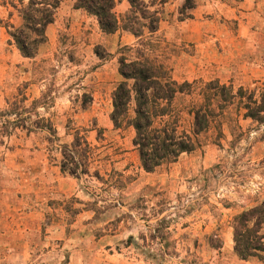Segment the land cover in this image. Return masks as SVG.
<instances>
[{
  "label": "rangeland",
  "instance_id": "374dc122",
  "mask_svg": "<svg viewBox=\"0 0 264 264\" xmlns=\"http://www.w3.org/2000/svg\"><path fill=\"white\" fill-rule=\"evenodd\" d=\"M146 1L159 23L141 39L145 55L177 84H192L173 101L182 129L207 82L264 93V0L243 7L242 0H191L186 10L184 0ZM118 3L119 19L125 11ZM80 13L55 15L45 42L25 59L4 27L20 19L0 5V264H65L76 241L87 249L116 234L103 249L131 252L138 264H264L239 260L231 241V218L264 202V124L231 106L198 135L192 152L145 173L132 131L109 121L117 59L136 40L121 30L103 35ZM18 92L25 109L41 99L30 113L51 123L55 147L69 145L74 130L85 137L87 176L59 171L46 131L13 128L4 113Z\"/></svg>",
  "mask_w": 264,
  "mask_h": 264
},
{
  "label": "trees",
  "instance_id": "16d2710c",
  "mask_svg": "<svg viewBox=\"0 0 264 264\" xmlns=\"http://www.w3.org/2000/svg\"><path fill=\"white\" fill-rule=\"evenodd\" d=\"M64 0H0V5L9 7L20 19L17 27L5 23L6 33L19 55L32 59L38 47L46 40L45 31L52 24L60 3ZM119 0H74L73 9L82 10L92 17L103 35L117 30L130 34L136 43L123 48L117 59L119 81L111 92L109 121L114 130L130 129L131 146L136 151L140 168L152 173L168 166L198 146V135L208 130L227 108L234 106L242 111V119L264 124V93L243 90L238 87L219 85L216 81L204 84L199 90L201 103L186 109L191 116L188 130L178 121L179 109L173 101L177 95L191 93L192 84H177L171 80L168 70L148 58L144 51L146 43L141 39L156 33L159 23L157 10L150 9L146 0H125L127 9L117 18L114 7ZM163 0H158V4ZM192 8L191 0H184L181 9ZM131 53V56L126 54ZM26 98L17 95L8 104L5 116H13L11 125L26 133L44 130L47 142L58 154V169L61 173L77 178L88 175L91 148L85 137L74 130L69 145L55 147V131L48 121L30 113L41 104V99L32 100L25 109ZM31 117L34 119L31 121ZM93 176L99 179L98 172ZM232 251L241 261L264 260V202L248 207L231 218Z\"/></svg>",
  "mask_w": 264,
  "mask_h": 264
},
{
  "label": "crops",
  "instance_id": "0c3cea01",
  "mask_svg": "<svg viewBox=\"0 0 264 264\" xmlns=\"http://www.w3.org/2000/svg\"><path fill=\"white\" fill-rule=\"evenodd\" d=\"M247 1L248 0H242L241 6L243 7ZM73 2H74V0L62 1L60 3L59 7L57 8L56 12H55V15L56 16L58 15L61 17L64 15H68L69 13L70 14L72 13V15L73 14H81L80 12H82V10L73 9ZM117 7H119L120 12L126 11L127 4H126L125 0H121L118 3ZM55 15H54V18H55ZM50 25L47 26L46 31ZM225 44H227V43H225ZM228 49H230V48L228 47ZM229 52L232 53V51H229ZM239 54L240 53L238 52V54H237L238 57L240 56ZM118 237H119V235H117V234L113 235V236H105L103 239H100L98 243H96V244L92 243L90 245V248H87V249L79 247V244H78L79 241H76L75 243H73L71 245V249L67 250L65 252V254H66L65 255V257H66V263L65 264H138V261L136 260V258L133 256V253H131V252L130 253H122L119 251H112L110 253L109 252L110 249H107V250L103 249V247L105 248L110 243H113ZM105 238H106V240H105ZM107 239H111L112 241H109ZM77 240H78V238H77ZM227 247H228V244H227Z\"/></svg>",
  "mask_w": 264,
  "mask_h": 264
}]
</instances>
